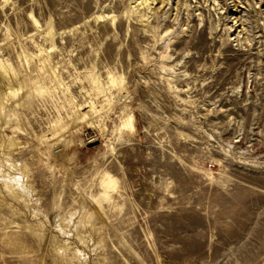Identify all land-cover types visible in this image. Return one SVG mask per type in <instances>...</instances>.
I'll list each match as a JSON object with an SVG mask.
<instances>
[{"label":"rangeland","instance_id":"obj_1","mask_svg":"<svg viewBox=\"0 0 264 264\" xmlns=\"http://www.w3.org/2000/svg\"><path fill=\"white\" fill-rule=\"evenodd\" d=\"M0 71V264H264V0H0Z\"/></svg>","mask_w":264,"mask_h":264},{"label":"bare ground","instance_id":"obj_2","mask_svg":"<svg viewBox=\"0 0 264 264\" xmlns=\"http://www.w3.org/2000/svg\"><path fill=\"white\" fill-rule=\"evenodd\" d=\"M1 72V71H0ZM6 92V91H5Z\"/></svg>","mask_w":264,"mask_h":264}]
</instances>
